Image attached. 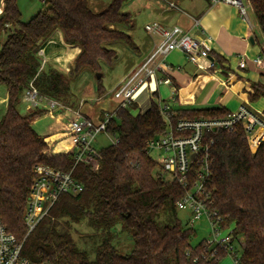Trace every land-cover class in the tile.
Returning <instances> with one entry per match:
<instances>
[{"label": "trees", "instance_id": "obj_1", "mask_svg": "<svg viewBox=\"0 0 264 264\" xmlns=\"http://www.w3.org/2000/svg\"><path fill=\"white\" fill-rule=\"evenodd\" d=\"M92 1L43 0L46 9L23 23L19 0H5L0 14V36L6 35L5 41H0V86L7 87L8 100L0 121V217L23 244V255L38 264H218L216 257H225L219 248L208 250L204 241L192 246L195 230L178 218L183 190L177 182L165 179L149 156V142L166 131L156 103L137 116L132 114L135 104L115 113L107 126L115 144L99 151L98 169L76 165L72 153L46 156L49 146L33 127L45 111L35 109L27 115L19 111L31 82L40 95L77 109L71 82L85 72L96 77L101 74L97 78L101 97L106 92L104 66L114 67L116 47L138 51L130 35L133 17L123 11L133 0H113L101 12L91 8ZM252 6L264 37V0H253ZM57 31L67 45L81 50L75 68L68 73L44 63L40 55L42 46ZM251 87V103L264 98V84L252 83ZM171 112L175 113L174 123L230 115L224 108L181 107ZM260 117L264 120V111ZM209 138L213 142L208 185L212 209L223 225L233 227L236 238H243L242 263L264 264V142L253 150L242 124L233 131L212 132ZM37 164L73 171L84 189L77 195H62L28 234L25 209ZM83 222L101 235L92 252L94 259L73 237L72 225ZM117 226L133 240L128 256L121 255L114 245L111 231ZM214 250L216 256H212Z\"/></svg>", "mask_w": 264, "mask_h": 264}, {"label": "built area", "instance_id": "obj_2", "mask_svg": "<svg viewBox=\"0 0 264 264\" xmlns=\"http://www.w3.org/2000/svg\"><path fill=\"white\" fill-rule=\"evenodd\" d=\"M212 6L226 4L237 9L240 19L245 22L250 31L254 26L250 19L249 9L254 12L253 0H208ZM170 9L179 13H184L174 2L166 1ZM5 7V0L0 4V14ZM195 26L200 25V21L193 19ZM145 31L150 36L160 38L146 58L114 89L115 96L121 99L119 109L130 108L135 104L136 93L150 81L159 84L171 85L169 76L171 67L168 64V57L174 52H182L188 62L196 65L202 71H209L216 66L215 61L209 60L210 48L200 40L195 38L181 26H166L161 22H152L145 26ZM210 41V40H207ZM203 65V61H208ZM257 66H263L264 60L258 57L254 60ZM45 63V62H44ZM240 68L246 67V62L241 60ZM158 74L164 78L157 80ZM23 101L27 102L29 109L45 108L50 114L57 116H68L67 126L64 136L69 141L70 150L67 154H74L76 165L86 164L93 169L99 167V151L93 146L100 134L107 132L108 123L115 116V113H107L101 122H95L86 117L80 110L66 106L58 101L50 100L38 92L34 83L31 82L25 91ZM83 103H81L82 107ZM165 124V134L161 135L148 144L149 153L157 152L158 160H153L165 178L177 182L183 190V197L177 204V209L187 212L190 215L189 228L202 221L206 216L213 228L214 240L205 241V248L208 250L219 248L232 259V264H243L239 257L235 244L244 247L243 238L234 236L233 227L223 225L217 212L212 209L211 197L208 193V185L212 177L210 148L213 142L209 135L220 129L233 131L234 127L242 124L248 137L250 146L257 150L258 144L252 142V137L257 133L259 127L264 126L263 119L252 113L247 107H240L237 112L230 113L225 119H180L173 122L175 113L171 112L173 107L167 103L158 105ZM132 110V114H133ZM134 115V114H133ZM137 116V115H134ZM47 143V142H46ZM48 144V143H47ZM115 144V140H112ZM45 151V155L53 156V150ZM35 180L27 206L25 209V221L28 234L32 232L40 221L46 217L64 194L77 195L84 189L73 176V171L63 172L52 169L42 164L34 166ZM231 228V232L224 238L219 239L220 229ZM214 250L212 256H216ZM217 258V263L221 260ZM198 261V259H195ZM0 264H38L32 262L23 255V244L11 234L0 217Z\"/></svg>", "mask_w": 264, "mask_h": 264}, {"label": "crops", "instance_id": "obj_3", "mask_svg": "<svg viewBox=\"0 0 264 264\" xmlns=\"http://www.w3.org/2000/svg\"><path fill=\"white\" fill-rule=\"evenodd\" d=\"M166 1L174 2L184 13L170 9L164 2L162 5L159 4V22L166 26H181L195 38L202 40L211 50L209 60L215 61L216 66L205 72L188 62L182 52L172 53L168 57V64L171 67L169 76L172 84L164 85L150 81L143 86L135 95L136 108L134 110H137V115L145 113L152 103L159 105L161 102L170 104L173 109L200 105L205 106L204 109L224 108L230 113L237 112L240 107L244 106L252 113L262 115L264 98L255 103L249 101V96L253 93L251 84H264V65L257 66L254 62L258 57L264 60V43L259 42L254 29L250 31L248 25L240 19L237 9L226 4L212 6L208 0ZM193 19L199 20L200 25L196 27ZM130 35L133 37L138 51L125 52L124 61L120 60V56H118L114 67L109 69L113 71L121 62L123 63L121 74L115 78L114 83L112 82L108 89L104 87L106 92L101 97L97 96L96 105L81 101L82 107L81 103L78 106V110L95 122H101L107 113H116L119 110L121 99L115 96L114 89L160 41L158 36L147 34L145 28L144 33L138 35V40L131 32ZM40 52L45 63L68 73L73 68L74 61L81 50L79 47L67 45L62 33L57 31L42 46ZM209 60L203 61L202 64L206 65ZM241 60L246 62L245 68H240ZM157 78L161 81L164 75L158 74ZM7 100L8 94L1 101L6 106L5 112ZM23 102L25 101H22L21 104ZM37 109H42L45 113L34 122L33 127L40 119L49 116L60 125V128L57 131L51 128L52 132L50 133H39L34 128L35 131L50 145L53 155L67 154L70 144L64 136V130L72 116L50 114L44 107ZM34 110L28 108L25 115ZM2 117L0 118L2 119ZM252 142L258 144V147L264 142V126L258 128L257 133L252 137Z\"/></svg>", "mask_w": 264, "mask_h": 264}, {"label": "rangeland", "instance_id": "obj_4", "mask_svg": "<svg viewBox=\"0 0 264 264\" xmlns=\"http://www.w3.org/2000/svg\"><path fill=\"white\" fill-rule=\"evenodd\" d=\"M112 1L113 0H93L91 3V8L95 12H101L107 9V7ZM164 2H166V0H133L124 7L123 11L125 13H130L133 17L134 30H131V33L134 34L136 40H138V35L140 36L144 33V28L147 24L160 21V18L158 17V10L160 9V5H162ZM244 2H246V0H244ZM18 5L22 13L23 23H27L39 12L44 11L46 9V5L43 3V0H19ZM249 15L254 26L255 35L258 37L260 43H264V37L262 35L255 13L249 9ZM5 39L6 35L2 34L0 36L1 43H3ZM116 49L118 52V56H120L119 58L122 61H124L125 52H134L126 47H123L122 45L116 47ZM122 68L123 63L121 62L113 71H110L108 66H104V78L102 79V83L106 89H108L110 84L112 82L114 83L115 78H117L121 74ZM7 91V87L0 86V117H2V115L5 113L6 106L4 103H1V101L7 97ZM71 91L73 94L75 106H79L81 101L87 102L91 105H96V100L99 93L97 77L90 72H85V74H83L77 81L71 82ZM189 108L192 110H201L204 109L205 106L195 105ZM27 109V102H23V104L19 106L21 114L25 115L27 113ZM133 114L137 115V110H134ZM34 128L39 133H50L52 132L51 128H54L53 130L57 131V129L59 130L60 125H58L55 120L47 116L45 118L40 119L37 125L34 126ZM112 140H114L112 136H107L105 133H103L97 137L93 146L96 150L100 151L101 149L111 145ZM149 156L153 160L159 159V154L157 152H150ZM178 218L185 227H189L190 215L187 212L178 210ZM193 229L195 230V236L191 240V244L193 247H196L203 241H211L215 238L211 223L209 222L206 216L202 219V221L195 223ZM111 232L115 236L114 245L117 248L118 252L123 256L130 255L134 247L132 238L127 233L122 232L121 226H117ZM230 232L231 228L220 229L221 235L219 239L224 238ZM72 233L77 245L81 249L89 251L90 258L94 259L95 254L92 252L97 247V245L100 244L101 235L92 230L86 222H83L79 225L73 224ZM235 246L237 248L236 252L240 257L242 254V246H240V244H235ZM220 264H232L231 257H223Z\"/></svg>", "mask_w": 264, "mask_h": 264}, {"label": "water", "instance_id": "obj_5", "mask_svg": "<svg viewBox=\"0 0 264 264\" xmlns=\"http://www.w3.org/2000/svg\"><path fill=\"white\" fill-rule=\"evenodd\" d=\"M42 43V42H41ZM40 43V44H41ZM41 53V52H40ZM73 68H75V65H73ZM101 77V74L97 75V78H100Z\"/></svg>", "mask_w": 264, "mask_h": 264}]
</instances>
